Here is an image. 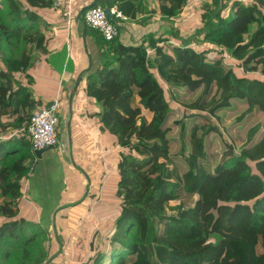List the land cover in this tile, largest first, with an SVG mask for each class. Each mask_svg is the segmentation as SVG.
Wrapping results in <instances>:
<instances>
[{
  "label": "trees",
  "instance_id": "obj_1",
  "mask_svg": "<svg viewBox=\"0 0 264 264\" xmlns=\"http://www.w3.org/2000/svg\"><path fill=\"white\" fill-rule=\"evenodd\" d=\"M187 1L157 0L161 17H177ZM210 2L196 34H204L209 52L234 63L163 36L126 47L87 27L99 65L84 88L115 142L121 202L109 253L82 264H264V0L234 3L233 12L225 10L229 0ZM51 6L52 0H0V264H44L49 256L39 245L45 237L28 236L31 223L16 217L23 181L35 167L28 121L40 105L22 75L43 50L34 10ZM108 6L134 19L139 3ZM171 34L178 38V30ZM141 109L152 114L149 127L137 116ZM3 117L24 122L15 137Z\"/></svg>",
  "mask_w": 264,
  "mask_h": 264
},
{
  "label": "crops",
  "instance_id": "obj_2",
  "mask_svg": "<svg viewBox=\"0 0 264 264\" xmlns=\"http://www.w3.org/2000/svg\"><path fill=\"white\" fill-rule=\"evenodd\" d=\"M95 1L97 3H106V6L102 7L108 8L109 3H113L114 0H62L60 8H53L51 6L40 9L37 8L34 10V12L38 15L39 20L42 22L40 29L44 38L43 50L38 51L39 59L34 66L39 64L41 56H47L49 54L52 55L53 53L56 54V52H59L61 49H63V53L65 52V58L68 60L70 56H72V52L68 49V44H70L69 38L72 35H75V37H79L82 40L83 44L81 47L83 48V52L87 58L84 64H79L74 73L69 72L68 75L65 72L68 67V63L65 62V59L61 62V72H56L55 70L54 73H50L52 77L54 74L55 83L53 85L56 86L55 88L48 91V93L44 94L43 97H41L40 93L35 95L31 92L33 97L40 102L38 107L48 105L51 101H53V99L59 97L65 109L63 114L67 118L66 132H68V138L61 144L58 142L57 145H61L62 153L60 155L56 154V146L51 150L46 151L42 155L41 159L38 160L35 158V167L42 166L41 161L44 163V168L41 169L37 175L43 174L49 177L47 178L46 183L49 184L51 182L54 185L55 194L52 198H55V201H51L48 206L42 204V201L44 200L43 193L45 188L40 189L38 187V181L40 182V180H38L39 176L36 178V186L30 190L28 186L27 190H25V202L35 204L37 207L34 209L36 211V216H38L39 221L42 222H49L54 214L57 213L63 206L73 204L74 201L76 202L78 199L83 198L82 194H85L87 191H82L85 187V176L89 177L90 183H87L91 187L93 180L89 175L102 174L98 169H93L92 171L89 164L92 158L100 161L103 160V162H107V164L112 165L114 168V162L117 156L115 153L116 147L114 140L106 134L94 116V113H96L99 109V105L86 95L84 88L86 84V77L94 72L99 65V51L92 36L89 34V29L84 23V13L79 19L77 17L83 8ZM138 3L139 8L136 12L135 18L128 19V21L120 23V35L118 39L120 43L126 47L139 45L148 35H152L154 39L159 38L160 35L167 37V35L171 34L177 20L181 18V14L185 10L193 7L192 14L195 15L197 10V14L201 17V13H203L201 5L203 6L205 3L210 4V1L207 0L203 2L189 0L177 17H170L166 20L161 17L157 0H138ZM189 19L190 17L188 16L182 20L188 22ZM164 25H167L168 30L170 31H166ZM187 25L188 24L185 23L186 27ZM77 29H79L78 33H76ZM139 35L142 36L139 37L138 41L136 38H138ZM64 36H66L64 39L65 48H63ZM57 73L59 80H57ZM79 76L81 77L78 85H76V81ZM34 85L33 79L32 87ZM80 86L83 87L82 91L79 90ZM32 87H30V89H32ZM136 101L139 102V98H136ZM142 110L143 109H141V113ZM1 122H3V119H1ZM73 132L76 136V139L74 140L71 137V133L73 134ZM60 136L61 135L58 131V137L60 138ZM72 167L74 170L75 185L82 186V193L80 195L77 192L70 197L65 195L67 192L66 168L71 169ZM83 168L87 172L83 171ZM87 168H89V170ZM34 175H36V172L33 175H29L28 178H32ZM94 181V183L99 182L97 179ZM99 185L100 184H96V190H100Z\"/></svg>",
  "mask_w": 264,
  "mask_h": 264
},
{
  "label": "rangeland",
  "instance_id": "obj_3",
  "mask_svg": "<svg viewBox=\"0 0 264 264\" xmlns=\"http://www.w3.org/2000/svg\"><path fill=\"white\" fill-rule=\"evenodd\" d=\"M210 1V0H208ZM62 2V0H61ZM240 2L242 4H251L252 0H229V2L226 3L225 10L228 11L230 8L233 9L231 12L234 11V3ZM211 3V2H210ZM193 7L188 8L181 14V18L177 20L174 29L171 33H174L178 30V38H174L172 34L167 35V39H171V41L178 45L183 47H190L193 49H198L202 51V49H205L208 47L206 43H203V36L204 34H196V31L199 30L200 26L197 25V23H201V17L199 14H197V10L195 15L192 14ZM201 10L203 11V6L201 5ZM200 10V11H201ZM203 13H201L202 15ZM190 17L188 22H185V19L187 17ZM166 20V19H164ZM185 23L188 24L187 27L185 26ZM202 24V23H201ZM166 31L168 30V26L164 25ZM186 27V28H185ZM79 32V29H77L76 33ZM163 32V31H162ZM142 35H139L138 38H136L139 41V37ZM175 36V35H174ZM161 37V35H160ZM165 37V36H163ZM66 36L63 37V48H65L64 39ZM196 38V39H195ZM70 41L68 44V49L72 52V56L67 60L65 58V52L63 53V49H61L59 52L53 53L52 55L49 54L47 56H41V61H39V64L35 65L31 71L30 75L24 77L22 75V82L24 85H26L29 89L32 87V83L28 80L31 79V77L34 79V86L32 89H30V92H33L35 95L40 93L41 97H43L44 94H47L48 91L52 90L56 86L53 85L55 82L54 74L53 77L50 73L61 72L62 64L61 62L66 59V63H68V67L66 69V74L68 75L69 72L74 73L79 64H84L86 62V57L83 52V48L81 47L82 40L79 37H75V35H72L70 38ZM243 39L242 42L243 43ZM2 44V41L0 40V45ZM162 44H160L161 46ZM162 50L167 49V44H163L161 47ZM150 51V50H149ZM206 52V57H215L217 59L224 58L226 61L229 60L231 63L233 62V59L231 57L225 56L223 54L220 56L216 52H209L210 50L206 48L204 50ZM152 51H150L151 53ZM2 53L0 52V58L2 57ZM68 58V57H67ZM223 59V60H224ZM227 61V62H229ZM213 62V61H211ZM1 64V61H0ZM91 65V64H90ZM233 71L237 73H241L243 75H248L250 78L254 79L255 81H261L259 77L252 74H246L242 72L241 69L233 68ZM57 80H59L58 73ZM65 82V81H64ZM79 90H83V87L80 86ZM37 97V96H36ZM137 116H140L139 119L143 120L147 127H149L150 122L152 120V114L148 113L145 110H142V113L137 114ZM3 123H12L13 126L6 128L7 131H13V136L18 133L19 128L24 124V122H17L13 118L9 117H3ZM66 121L67 118L65 117L63 121L61 122L59 126V133L60 138L58 137V142L61 144L68 138V132H66ZM16 125H20L19 127ZM12 129V130H11ZM156 129L150 128V132H153ZM5 130V131H6ZM3 130L0 128V135H2ZM5 136V135H3ZM72 139H76V136L71 133ZM61 139V140H59ZM55 149V148H54ZM56 154L62 153V147L61 145L57 146ZM116 150V148H115ZM116 153V152H115ZM229 153H227V156ZM117 159V156H116ZM76 161V160H75ZM115 163V162H114ZM90 166L93 169H98L103 174H90L89 176L93 180V184L90 187V185L87 183L89 180L88 176H85V187L82 189V191H86L85 194H82L83 198L78 199V201H74L73 204H68L63 206L60 210H58L57 213L54 214V216L49 220V222H42L39 221V217L36 216V209L34 203L29 204V206L26 202V196H25V190H27L29 186V190L35 187L36 178L39 176L40 182L38 181V187L40 189H44L43 197L44 200L42 201V204L45 206H48L51 201H55V198L53 199V195L55 194V187L50 182L49 184L46 183L47 177L43 174L37 173L44 168V163L41 161V165L39 167H34L31 171L30 175H33L36 172V175H34L32 178L24 179L23 181V200L18 204V210L19 214L16 218L24 219L25 222L31 223L29 224L28 228V236L34 235V234H40L41 236L45 237L44 241L39 244L41 246V249L43 251L47 250L49 253V256L46 261H44V264H82L86 261L87 258H95L99 253L108 254L109 253V246H108V236L113 233L114 231V225L115 220L117 219V216L120 212V199L116 197L115 191H116V184L118 180V175L114 171V168L112 165L107 164V162H103V160H95L92 158L90 160ZM36 166V165H35ZM48 167V166H45ZM89 170V168H87ZM47 170V169H46ZM44 170V171H46ZM83 171H86L84 168ZM73 167L71 169L66 168L67 173V192L66 196L72 197L77 192L81 195V187L82 186H76L75 185V178L73 173ZM87 172V171H86ZM98 180V183H94V180ZM90 181V180H89ZM96 184H100V190H96L95 186ZM87 194V195H86ZM29 197V195H28ZM30 199V198H29ZM175 210V205H170L168 211L173 212ZM57 211V210H56ZM162 212H165L162 211ZM18 219V220H19ZM52 237V238H50ZM92 241V252L86 253V249L88 248V243ZM40 246H36L34 249L38 250ZM144 249L147 252H150L147 245L144 246ZM34 250V251H35ZM90 251V250H89ZM257 252L261 253L260 246L257 247ZM106 264V262H105Z\"/></svg>",
  "mask_w": 264,
  "mask_h": 264
},
{
  "label": "built area",
  "instance_id": "obj_4",
  "mask_svg": "<svg viewBox=\"0 0 264 264\" xmlns=\"http://www.w3.org/2000/svg\"><path fill=\"white\" fill-rule=\"evenodd\" d=\"M60 0H52L53 8L61 7ZM109 10L110 17L105 13ZM85 25L97 31L101 37L110 42L120 35V23L128 21L116 7L103 8L95 6L87 9L83 14ZM62 101L56 97L48 105L38 107L32 111L28 121L27 133L33 150H43L58 145V128L65 118Z\"/></svg>",
  "mask_w": 264,
  "mask_h": 264
},
{
  "label": "water",
  "instance_id": "obj_5",
  "mask_svg": "<svg viewBox=\"0 0 264 264\" xmlns=\"http://www.w3.org/2000/svg\"><path fill=\"white\" fill-rule=\"evenodd\" d=\"M96 4H97V2L95 1V2H93L92 4L88 5L87 7L83 8V9L79 12L77 18L79 19V18L82 16V14L84 13V11H85L86 9H89V8H91V7H94ZM105 13H106V15H107L108 17H110V14H109V10H108V9H105ZM80 77H81V76L78 77V79H77V81H76V85H78L79 80H80ZM52 148H53V147H47V148H45V149H43V150H33V154H34L35 158L39 160V159L42 158V155H43L46 151L51 150ZM88 183H90V181H88Z\"/></svg>",
  "mask_w": 264,
  "mask_h": 264
}]
</instances>
